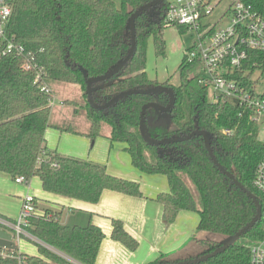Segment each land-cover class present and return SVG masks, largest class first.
Wrapping results in <instances>:
<instances>
[{"label": "trees", "instance_id": "16d2710c", "mask_svg": "<svg viewBox=\"0 0 264 264\" xmlns=\"http://www.w3.org/2000/svg\"><path fill=\"white\" fill-rule=\"evenodd\" d=\"M149 1L121 0L118 6L115 0H12L13 13L7 33L30 56L0 58V171L14 179L24 176L30 180L37 176L45 191L89 203H97L106 189L142 196L139 182L111 174L106 165L47 148L46 130L49 127L71 130V124L50 122L54 94L42 91L35 82V66L30 70L24 68V63L32 59L33 64L43 69L53 89L61 83L80 86L82 102L79 99L69 103L75 106L74 113H85L90 124L88 136L95 139L103 134L104 125H108L109 138L125 144L136 168L147 174L167 176L169 191L156 197L163 205L167 222H174L183 210L195 211L199 214L197 229L213 234L212 238L193 240L190 253L183 249L162 254L150 263L162 264L200 257L220 248L252 220L257 206L215 165L203 136L162 145L144 140L140 129L143 106L148 102L167 105L168 93L132 94L104 110L95 109L88 102L87 78L106 73L127 55L131 48V15ZM166 10L167 0H162L137 17L135 54L113 78L94 84V101L103 104L133 88L158 84L172 88L176 102L171 111L160 112L153 107L146 111L148 135L164 139L184 136L197 129L207 131L217 160L262 203V217L254 226L222 253L195 264H249L250 245L264 237V202L254 185L264 142L257 137V126L246 116H240L242 109L237 100L221 103L209 99L200 62H188L186 52L180 64L178 85L149 77L148 40L154 37L157 53H165L162 31L167 26ZM175 26L181 31L186 29ZM227 128L233 132L226 134ZM93 217L91 211L73 208L64 220L63 210L44 208L30 218L27 226L44 243L35 242L39 254L0 248V264H22L20 257H24V264H75L63 255L80 264H95L105 234L94 224ZM112 227L114 239L131 250L137 249L139 241L121 220L113 219Z\"/></svg>", "mask_w": 264, "mask_h": 264}, {"label": "built area", "instance_id": "2783aa9c", "mask_svg": "<svg viewBox=\"0 0 264 264\" xmlns=\"http://www.w3.org/2000/svg\"><path fill=\"white\" fill-rule=\"evenodd\" d=\"M217 4L216 0H167L164 22L167 26L180 25L196 32L197 42L186 51L187 61L199 60L209 99L221 103L237 100L242 109L240 116H246L257 126V137L264 142V0H237L215 21L211 15ZM12 13V0H0V58L5 55L28 57L24 47L7 33ZM33 66L40 89L54 94L43 69L33 64L32 59L24 63L26 70ZM54 101L53 97L52 106ZM232 132L225 129L226 134ZM15 181L29 182L24 176L16 177ZM254 185L264 202V151L256 168ZM38 212L36 196L27 193L22 198L18 218L11 220L0 215V227L10 231L17 243L28 238L44 244L27 230L30 218ZM250 251L249 264H264V237L253 242ZM20 262L25 263L24 257H20Z\"/></svg>", "mask_w": 264, "mask_h": 264}, {"label": "crops", "instance_id": "0c3cea01", "mask_svg": "<svg viewBox=\"0 0 264 264\" xmlns=\"http://www.w3.org/2000/svg\"><path fill=\"white\" fill-rule=\"evenodd\" d=\"M64 84H56L55 87ZM55 87L52 89L56 93ZM79 91L81 92L80 86ZM61 104L65 105L64 100ZM88 131L89 128L87 131H79L72 125L71 130L66 131L49 127L45 134L46 146L52 151L102 163L111 174L139 182L142 196L106 189L97 203H89L45 191L37 176L32 177L28 184L18 183L8 173L0 171V215L16 220L21 211L22 198L27 193L36 196L39 211L46 207L63 210L64 220L69 217L73 208L93 212L94 224L105 234L95 264H150L162 254H173L183 249L190 253L194 247L193 240L203 239L199 237L204 233L200 234L197 229L199 215L196 217L187 212L189 210H183L174 222H167L163 205L156 197L161 192H168L169 182L167 185L163 178L155 175L144 177L146 174L142 175L141 170L132 164L130 155L121 150L123 147L118 149L120 144L113 142L109 136L107 138L110 129L103 130V134L93 141L87 135ZM158 181L164 183L160 186L149 185V182ZM113 219L121 220L125 229L139 241L137 249L131 250L112 237ZM35 242L28 238L20 240L17 246L19 252L38 255Z\"/></svg>", "mask_w": 264, "mask_h": 264}, {"label": "water", "instance_id": "95a60500", "mask_svg": "<svg viewBox=\"0 0 264 264\" xmlns=\"http://www.w3.org/2000/svg\"><path fill=\"white\" fill-rule=\"evenodd\" d=\"M161 1L162 0H151V1L141 5L139 8H137L132 13L131 18H130L131 48H130L129 52L127 53V55L122 60H120L115 66H113L106 73L101 74V75H97V76L88 77L86 80V84H87L86 93H87L88 102L91 104V106L93 108L98 109V110L107 109V108L113 106L119 100H121L124 97H127L129 95H132V94H148V93L161 92V91L168 93L170 96V101L167 105H162L158 102H148L143 106L142 111H141V116H140V129H141V134H142L144 140L147 143L152 144V145H162V144H169V143L185 141V140H188L195 135L203 136L205 146H206L213 162L215 163V165L224 174H226L228 177H230L233 180V182L243 192H245L249 197H251L253 199V201L255 202V204L257 206L256 215L243 228H241L238 232H236L229 239H227L225 241L224 245L221 246L220 248L216 249L215 251H213L211 253L200 256V257H195V258H191V259L183 260V261H179V262H174V263H162V264H195V263L207 260L213 256H216V255L222 253L228 247H230L232 244H234L244 232H246L248 229H250L252 226H254V224L258 220H260V218L262 217V203L259 201L257 196L249 188H247L245 185H243L231 171L227 170L217 160V158L215 157V155L212 151V148L210 145V135L207 131L197 129V130H195L189 134H186L184 136L164 138V139H154L148 135L147 130H146V122H145L146 111L151 107L159 110L160 112L171 111L175 105V102H176L175 94H174V91L172 90V88L165 86L163 84H158L156 86H152V87H148V88L128 89V90L122 91V92L114 95L112 98H110L108 101H106L103 104L96 103L94 101V97H93V91H94L93 86H94V84H96L98 82L107 81V80H110L111 78H113L116 74H118L127 65V63L130 61V59L135 54V51L137 48V28H136L137 17L141 13H143L144 11L158 5L159 3H161ZM17 246H18V243L13 239L12 233L10 231L0 227V248L14 251V250H16V248H18ZM56 252H58V251H56ZM58 253H60V252H58Z\"/></svg>", "mask_w": 264, "mask_h": 264}, {"label": "rangeland", "instance_id": "374dc122", "mask_svg": "<svg viewBox=\"0 0 264 264\" xmlns=\"http://www.w3.org/2000/svg\"><path fill=\"white\" fill-rule=\"evenodd\" d=\"M115 1L117 2L118 6L121 5V0H115ZM216 1H218V4L213 14L211 15V19L215 21L219 20V18L224 14V12L227 11L228 7L237 0H216ZM162 36L166 42L165 53L163 55L157 53V47L154 37H150L148 40L146 70L151 79H157L160 82L169 81L172 85H178L180 82V77H179L180 64L182 62L185 52L191 47H193L195 42H197V34L195 31H191L187 28L181 31L177 26L170 25L164 27L162 31ZM55 89H56V93L54 92L55 101L53 103L50 122L64 124L65 126L69 125L70 123L72 127H74L79 131H87L89 128V122L84 116L85 113L82 112L84 113V115H82L81 113L79 114L74 113L75 106L69 103L70 100L75 98H78L75 100L80 99L79 102L80 101L82 102L81 99L82 92L79 91V86L77 84L67 83L64 85H60V87L58 85L57 87H55ZM62 100H64L65 105L61 104ZM103 130H109V126L104 125ZM116 144H120L118 149L120 147H123V149L121 150L126 152L127 155L129 156V153L125 150L124 143L116 142ZM140 172L142 175L146 174L144 175V177H151V175H155L157 177L163 178L166 181V183L168 182L167 176L165 174H147L142 171ZM156 183L149 182V185L160 186L164 182L158 181ZM188 184L192 189L194 195L198 197V193L195 186L190 181L188 182ZM187 212L193 214L196 217L199 215L195 211H187ZM198 232L201 234V232L203 231H198ZM203 233L204 234L199 238L213 237V234L207 232H203ZM221 239L223 240L224 238L221 237ZM192 244H194V242Z\"/></svg>", "mask_w": 264, "mask_h": 264}]
</instances>
